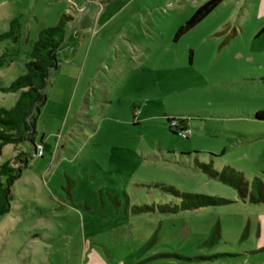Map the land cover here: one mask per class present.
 Wrapping results in <instances>:
<instances>
[{"label": "rangeland", "instance_id": "1", "mask_svg": "<svg viewBox=\"0 0 264 264\" xmlns=\"http://www.w3.org/2000/svg\"><path fill=\"white\" fill-rule=\"evenodd\" d=\"M204 1L0 0L3 107L39 31L70 17L33 143L0 154H28L0 215V264H264V203L194 165L264 183V0H223L173 39ZM162 185L225 202L171 211L181 198Z\"/></svg>", "mask_w": 264, "mask_h": 264}, {"label": "trees", "instance_id": "2", "mask_svg": "<svg viewBox=\"0 0 264 264\" xmlns=\"http://www.w3.org/2000/svg\"><path fill=\"white\" fill-rule=\"evenodd\" d=\"M222 1L205 0L197 6L191 15L178 26L173 39H177L194 27ZM69 18L67 15H61L55 25L42 28L39 31L37 38L31 44L28 53L29 59L25 63V72L13 79L7 86L1 87L2 91L19 93L13 105L10 107L0 106V154L6 144L15 147L23 142L33 143L36 117L46 98L44 89L47 78L50 70L56 66V50L63 42L66 33V20ZM17 31L18 21L17 18H13L9 23V31L4 36L16 39ZM6 56V52L0 55V66L6 62ZM254 117L264 120V110L256 111ZM173 132L176 133L175 130ZM212 156L215 155L212 154ZM27 157L28 154L18 150L12 160L0 163V215L11 209L12 185L20 176L21 165L27 162ZM194 165L209 177L232 187L243 202L264 203V183L258 177H254L249 182L240 172L228 166H224L218 171L214 169L212 159L204 163L196 162ZM162 188L181 198L178 206L168 207L171 211L194 209L225 202L222 198L209 195L180 192L172 186L162 185ZM146 209L150 208L146 207Z\"/></svg>", "mask_w": 264, "mask_h": 264}, {"label": "built area", "instance_id": "3", "mask_svg": "<svg viewBox=\"0 0 264 264\" xmlns=\"http://www.w3.org/2000/svg\"><path fill=\"white\" fill-rule=\"evenodd\" d=\"M171 125L174 126L176 133L179 134L181 137L186 138L190 135V129L186 128L184 125L178 124L175 121H172ZM34 153L37 156L41 155V153H42V145L41 144H36L34 146Z\"/></svg>", "mask_w": 264, "mask_h": 264}, {"label": "crops", "instance_id": "4", "mask_svg": "<svg viewBox=\"0 0 264 264\" xmlns=\"http://www.w3.org/2000/svg\"><path fill=\"white\" fill-rule=\"evenodd\" d=\"M260 224V223H259ZM258 228H259V226H258ZM258 231L260 232V235L263 237V233H264V229L262 230V229H258ZM262 243L264 244V241H262Z\"/></svg>", "mask_w": 264, "mask_h": 264}]
</instances>
